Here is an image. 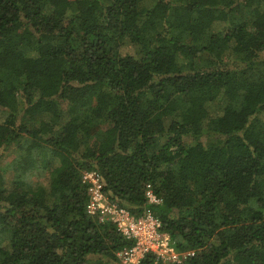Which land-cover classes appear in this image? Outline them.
I'll return each instance as SVG.
<instances>
[{
	"label": "trees",
	"instance_id": "1",
	"mask_svg": "<svg viewBox=\"0 0 264 264\" xmlns=\"http://www.w3.org/2000/svg\"><path fill=\"white\" fill-rule=\"evenodd\" d=\"M87 171L170 264H264V0H0V264H122Z\"/></svg>",
	"mask_w": 264,
	"mask_h": 264
},
{
	"label": "built area",
	"instance_id": "2",
	"mask_svg": "<svg viewBox=\"0 0 264 264\" xmlns=\"http://www.w3.org/2000/svg\"><path fill=\"white\" fill-rule=\"evenodd\" d=\"M83 179L89 185V213L99 214L101 220L114 222L125 238L134 240L130 248L118 253L122 264H139L147 255H154L156 262L170 264L193 254L177 249L175 241L162 230V222L152 210L147 209L140 216H135L128 209L111 202L98 172L87 171ZM146 194L151 203L161 201L150 185Z\"/></svg>",
	"mask_w": 264,
	"mask_h": 264
},
{
	"label": "rangeland",
	"instance_id": "3",
	"mask_svg": "<svg viewBox=\"0 0 264 264\" xmlns=\"http://www.w3.org/2000/svg\"><path fill=\"white\" fill-rule=\"evenodd\" d=\"M127 50H128V51H132L131 48H128ZM10 153L13 154L14 152L11 151ZM9 158H10V155H8V157H7L5 160L8 162V161H9ZM47 175H48L47 172H46L44 175L41 174V173H39V172H35V173H33V174H30V178H31V180H33V181L44 180V179L47 178V177H46ZM182 252H183V251H182Z\"/></svg>",
	"mask_w": 264,
	"mask_h": 264
}]
</instances>
